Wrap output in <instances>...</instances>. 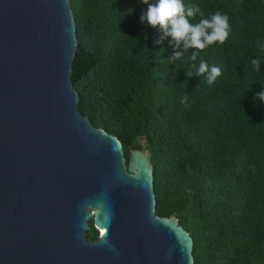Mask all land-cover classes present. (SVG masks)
<instances>
[{
  "label": "trees",
  "instance_id": "obj_1",
  "mask_svg": "<svg viewBox=\"0 0 264 264\" xmlns=\"http://www.w3.org/2000/svg\"><path fill=\"white\" fill-rule=\"evenodd\" d=\"M185 3L205 17L227 14L231 33L170 64L171 37L156 43L162 33L140 22L141 0H71L79 111L124 149L152 154L156 214L178 218L194 264H264V104L255 99L264 89V0ZM201 61L222 70L211 86L190 67Z\"/></svg>",
  "mask_w": 264,
  "mask_h": 264
},
{
  "label": "water",
  "instance_id": "obj_2",
  "mask_svg": "<svg viewBox=\"0 0 264 264\" xmlns=\"http://www.w3.org/2000/svg\"><path fill=\"white\" fill-rule=\"evenodd\" d=\"M76 32L71 0H0V264H194L152 154L80 113Z\"/></svg>",
  "mask_w": 264,
  "mask_h": 264
},
{
  "label": "clouds",
  "instance_id": "obj_3",
  "mask_svg": "<svg viewBox=\"0 0 264 264\" xmlns=\"http://www.w3.org/2000/svg\"><path fill=\"white\" fill-rule=\"evenodd\" d=\"M141 3L145 5V8L140 14V22L146 23L162 33L156 43H160L165 37H171L173 54L167 58L170 64L176 60L183 61L188 49L202 51L213 45L214 42L225 43L231 33L230 18L220 11H216L210 17H205L199 7L187 5L185 0H141ZM129 11L131 13L133 9H128L127 12ZM197 15L200 16V19L193 22ZM257 43L259 44V42ZM260 47L264 48V45H260ZM196 56L197 52L193 51L189 59L195 61ZM250 63L255 71L259 72L261 60L253 58ZM190 67L196 69L195 76L197 77L206 74L209 86L222 75L219 66L209 67L204 61L199 63L198 68L195 63ZM190 76L193 75L188 73L187 77ZM188 99L189 97L185 93L182 95L180 103L186 105ZM255 99L264 104V89L256 94Z\"/></svg>",
  "mask_w": 264,
  "mask_h": 264
},
{
  "label": "rangeland",
  "instance_id": "obj_4",
  "mask_svg": "<svg viewBox=\"0 0 264 264\" xmlns=\"http://www.w3.org/2000/svg\"><path fill=\"white\" fill-rule=\"evenodd\" d=\"M88 236H89V233H88Z\"/></svg>",
  "mask_w": 264,
  "mask_h": 264
}]
</instances>
